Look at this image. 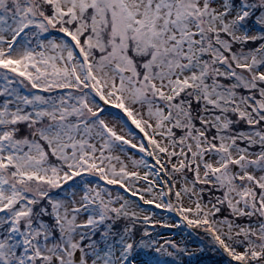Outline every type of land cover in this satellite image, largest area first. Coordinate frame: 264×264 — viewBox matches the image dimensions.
<instances>
[{
  "label": "snow or ice",
  "instance_id": "snow-or-ice-1",
  "mask_svg": "<svg viewBox=\"0 0 264 264\" xmlns=\"http://www.w3.org/2000/svg\"><path fill=\"white\" fill-rule=\"evenodd\" d=\"M0 264H264V0H0Z\"/></svg>",
  "mask_w": 264,
  "mask_h": 264
}]
</instances>
